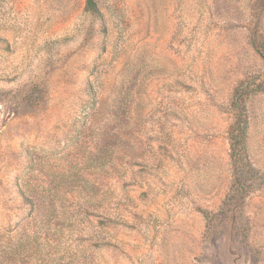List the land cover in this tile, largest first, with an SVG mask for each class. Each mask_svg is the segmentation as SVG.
I'll return each mask as SVG.
<instances>
[{"label":"rangeland","instance_id":"374dc122","mask_svg":"<svg viewBox=\"0 0 264 264\" xmlns=\"http://www.w3.org/2000/svg\"><path fill=\"white\" fill-rule=\"evenodd\" d=\"M0 0V264H264V0Z\"/></svg>","mask_w":264,"mask_h":264},{"label":"trees","instance_id":"16d2710c","mask_svg":"<svg viewBox=\"0 0 264 264\" xmlns=\"http://www.w3.org/2000/svg\"><path fill=\"white\" fill-rule=\"evenodd\" d=\"M87 4H89V6H91V8H93V9H91V10H92L93 12H95V14H98V11H96L95 8L92 6V2H91V0H88Z\"/></svg>","mask_w":264,"mask_h":264}]
</instances>
